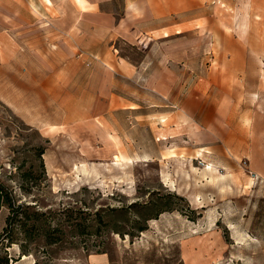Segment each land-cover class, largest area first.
<instances>
[{
    "label": "rangeland",
    "instance_id": "obj_1",
    "mask_svg": "<svg viewBox=\"0 0 264 264\" xmlns=\"http://www.w3.org/2000/svg\"><path fill=\"white\" fill-rule=\"evenodd\" d=\"M164 1L162 12L134 15L140 26L164 27L153 35L169 33L161 39L165 63L187 73L165 76L167 88L152 91L144 77L107 67L101 126L103 104L86 113L84 104L93 101L84 92L88 76L77 70L92 60L77 54L73 108L61 109L68 101L61 90L58 113L43 109V122L53 118L59 126H29L0 87V185L15 205L45 212L42 227H56L59 237L51 244L44 236L25 240L23 251L13 230L12 243L0 239L8 264H90L100 254L107 264H264V93L253 85L243 90V79L264 75V0ZM124 8L115 0L111 23ZM101 15L97 22L109 23ZM17 38L13 47L23 51ZM105 40L111 64L120 54L132 62L142 56L119 38ZM234 67L239 75L218 74ZM211 69L216 74H195ZM25 82L26 99L41 104L36 86ZM60 82L65 89L66 76ZM121 96L137 107L126 108ZM3 223L0 215V230Z\"/></svg>",
    "mask_w": 264,
    "mask_h": 264
},
{
    "label": "crops",
    "instance_id": "obj_2",
    "mask_svg": "<svg viewBox=\"0 0 264 264\" xmlns=\"http://www.w3.org/2000/svg\"><path fill=\"white\" fill-rule=\"evenodd\" d=\"M114 2L115 0H0V43L2 45L0 52V76H2L0 83L2 86L0 87L3 92L2 97L9 107L17 110L18 115L29 126L55 127L60 125L58 122H52L53 118L45 123L41 117L45 113L43 109H56V113H58V106L56 107V104L53 103H57L61 90H64L63 93H67L68 98L61 109L73 108L72 103H69V98L75 92L70 83L73 84V76L76 72V54L78 59L92 60L90 66L83 65L77 70L79 75L86 74L88 76L87 90L84 92L89 95L90 101H93L84 104L86 113H91V109L96 108V103L99 107H101V103L103 104L104 112L102 115L99 113L97 117L99 126H101V118L103 115L105 118L106 115V101L103 98L107 92V67L119 70L122 77L131 79L144 77V84L152 91H162L167 88L165 76L174 73H187L186 69L184 70L178 63H165L169 62V58L162 54L163 41L161 39L168 37L169 33L153 35L154 32L163 30L164 27L145 28L140 26L134 15L136 10L144 13L162 12L168 2L164 0H124V16L117 23H111ZM70 12H77L81 18L85 13H91V17L96 18L101 13L106 16L105 19L109 23L100 25L96 18L90 21L75 20L72 15L69 16ZM16 34L21 45L20 40L24 41L23 51H15L13 47ZM105 38L108 40L119 38L123 40L122 42L133 45L142 52L141 58L132 62L127 55L120 54L115 59V63L111 64L105 61L104 59L111 54V51L107 50L109 44L106 43ZM258 45L260 52H264V37L260 38ZM35 60H38L39 63L33 62ZM22 69H25V73ZM242 72L244 78L246 68ZM195 74L214 75L216 73L211 69L205 73L196 71ZM218 74L236 76L239 75V71L234 67L228 68L227 71H219ZM257 75L258 77L253 80L256 81L255 83H251V80L247 83L243 79L245 82L243 83L244 92L248 87H250V92L253 85L254 88L258 87L260 93H264V80L260 78L264 75L262 73ZM62 76H66V90L62 87L64 82H60ZM17 77L20 82L16 86V82L12 81ZM23 80L36 86L33 91L38 92L42 100L36 95L35 97L41 104L29 103L25 97L27 94L24 91ZM120 99L121 104L130 103L126 104V108L135 109L137 107L133 103L135 100L122 96ZM260 105L264 106V101L261 100ZM72 112V110H68L65 113ZM0 215L2 217L5 215L3 207L0 208ZM89 262L90 264H107L108 259L100 254L90 257Z\"/></svg>",
    "mask_w": 264,
    "mask_h": 264
},
{
    "label": "trees",
    "instance_id": "obj_3",
    "mask_svg": "<svg viewBox=\"0 0 264 264\" xmlns=\"http://www.w3.org/2000/svg\"><path fill=\"white\" fill-rule=\"evenodd\" d=\"M5 203V205L3 204ZM0 205L5 210L4 223L0 230V239L7 240L8 243L13 241V230L17 229L22 235L24 242L22 243V250H27L25 240H33L37 236H44L47 243H55L59 240V237L55 234L58 230L56 227L47 228L42 227L41 218L45 215V212L39 211H28L29 206L24 205H15L12 199L7 194L6 190L2 185H0ZM69 212V209H64L61 214H66ZM64 218L63 220H65ZM59 220H61L59 218ZM10 221L16 224L15 227L10 226ZM142 230V229H141ZM7 246H10L9 244ZM4 264H8L9 257L7 254L0 257Z\"/></svg>",
    "mask_w": 264,
    "mask_h": 264
}]
</instances>
